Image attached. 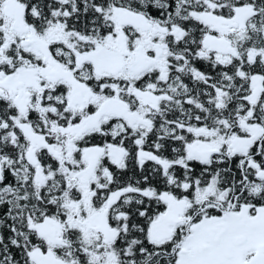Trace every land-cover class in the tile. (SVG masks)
Here are the masks:
<instances>
[{
    "label": "snow or ice",
    "instance_id": "6c2138e0",
    "mask_svg": "<svg viewBox=\"0 0 264 264\" xmlns=\"http://www.w3.org/2000/svg\"><path fill=\"white\" fill-rule=\"evenodd\" d=\"M0 264H264V0H0Z\"/></svg>",
    "mask_w": 264,
    "mask_h": 264
}]
</instances>
